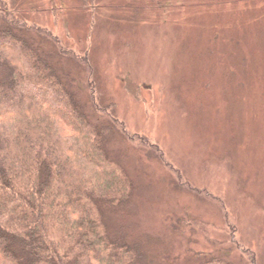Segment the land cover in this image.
I'll list each match as a JSON object with an SVG mask.
<instances>
[{
	"label": "rangeland",
	"instance_id": "1",
	"mask_svg": "<svg viewBox=\"0 0 264 264\" xmlns=\"http://www.w3.org/2000/svg\"><path fill=\"white\" fill-rule=\"evenodd\" d=\"M6 11L56 37L23 31L113 128L134 192L106 223L139 264H264V0H0V26Z\"/></svg>",
	"mask_w": 264,
	"mask_h": 264
},
{
	"label": "trees",
	"instance_id": "2",
	"mask_svg": "<svg viewBox=\"0 0 264 264\" xmlns=\"http://www.w3.org/2000/svg\"><path fill=\"white\" fill-rule=\"evenodd\" d=\"M1 19L0 264H139L140 250L113 237L106 223L107 213L125 208L134 192L107 150L113 128L89 119L46 52L23 31L58 41L51 32L15 12ZM92 101L106 113L95 95ZM113 123L130 141L152 148Z\"/></svg>",
	"mask_w": 264,
	"mask_h": 264
}]
</instances>
